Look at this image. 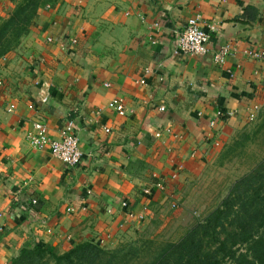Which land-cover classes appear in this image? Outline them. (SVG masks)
<instances>
[{
  "label": "crops",
  "instance_id": "obj_1",
  "mask_svg": "<svg viewBox=\"0 0 264 264\" xmlns=\"http://www.w3.org/2000/svg\"><path fill=\"white\" fill-rule=\"evenodd\" d=\"M196 15L211 49L232 48L223 63L174 53ZM247 49L264 56V0H49L0 58V264L36 244L64 253L109 242L129 210L171 198L228 125L264 107V57ZM114 97L125 116L108 106ZM36 121L51 138L72 122L81 163L68 167L33 147ZM154 175L167 189L145 194Z\"/></svg>",
  "mask_w": 264,
  "mask_h": 264
},
{
  "label": "rangeland",
  "instance_id": "obj_2",
  "mask_svg": "<svg viewBox=\"0 0 264 264\" xmlns=\"http://www.w3.org/2000/svg\"><path fill=\"white\" fill-rule=\"evenodd\" d=\"M19 1L0 0V12L4 13L0 14V26L9 18ZM33 25L35 18L29 30L19 38L8 34L2 42L10 47L0 58L14 50ZM263 159L264 107L254 120L246 119L228 125L226 136L214 144L212 154L187 175L164 204L152 205L145 220H124L117 226L114 235H108L109 242L103 239L99 245L106 250H119L121 264H151L155 257L164 252L166 244L179 241L208 218H214L216 209L233 197L232 191L242 177L252 174L253 185L261 184L259 173H264V169L259 173L254 170ZM231 219L232 214L222 218L221 222L227 225ZM196 232L198 237L204 236L205 228L199 226ZM237 249L243 251L245 246ZM222 264L233 262L227 257Z\"/></svg>",
  "mask_w": 264,
  "mask_h": 264
},
{
  "label": "trees",
  "instance_id": "obj_3",
  "mask_svg": "<svg viewBox=\"0 0 264 264\" xmlns=\"http://www.w3.org/2000/svg\"><path fill=\"white\" fill-rule=\"evenodd\" d=\"M48 1L18 2L0 26V56L9 50V44L2 42L8 34L19 38L26 33L38 10ZM262 169L264 159L254 171L259 173ZM259 174L261 184L253 185L252 174L245 175L234 187L233 197L216 209V216L199 225L205 228L206 239L198 237V226L179 241L166 244L164 252L151 264H222L227 257L233 264H264V173ZM230 214L229 224L221 222ZM239 246H245V250L238 251ZM10 264H121V260L119 250H106L98 242L86 241L64 253L39 244L23 247Z\"/></svg>",
  "mask_w": 264,
  "mask_h": 264
},
{
  "label": "built area",
  "instance_id": "obj_4",
  "mask_svg": "<svg viewBox=\"0 0 264 264\" xmlns=\"http://www.w3.org/2000/svg\"><path fill=\"white\" fill-rule=\"evenodd\" d=\"M204 20L200 15H196L188 18L185 26L178 31L174 39L173 51L176 55H206L212 53L213 60L219 64L225 61V58L232 53L230 45L225 44L214 50L208 46L210 34L204 28ZM49 41L53 40V37H48ZM76 38L71 39V42L75 44ZM246 54L250 57L259 58L264 57L261 51L255 49H247ZM149 68H145V72H149ZM140 82L144 83L145 79H140ZM15 105H11L8 110L13 111ZM108 106L116 112L119 116H125L127 114V108L123 99L114 97L109 102ZM159 109L164 110L165 107L161 106ZM259 107L249 109L247 118L254 120L257 117ZM223 113L219 111V115ZM228 116H232V111L225 113ZM103 129L106 132L111 131L109 126L104 125ZM29 141L33 147L41 150L48 149L50 154L61 160L68 167H75L81 163L83 159V152L80 147V138L76 128L72 122L65 123L59 129V135L57 138H51L48 134V127L45 123L36 121L33 122V130L28 134ZM153 188H157L161 191L167 189L166 181L157 175L151 176L148 181V185L144 189L145 194H150ZM36 199L32 202L36 203ZM147 206H144L140 212H129L131 218L138 220H145L147 218Z\"/></svg>",
  "mask_w": 264,
  "mask_h": 264
}]
</instances>
